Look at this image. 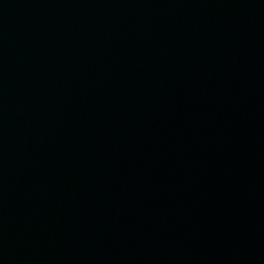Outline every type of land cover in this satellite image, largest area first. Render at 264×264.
I'll return each instance as SVG.
<instances>
[{"label": "water", "instance_id": "95a60500", "mask_svg": "<svg viewBox=\"0 0 264 264\" xmlns=\"http://www.w3.org/2000/svg\"><path fill=\"white\" fill-rule=\"evenodd\" d=\"M0 264H264V0H0Z\"/></svg>", "mask_w": 264, "mask_h": 264}]
</instances>
